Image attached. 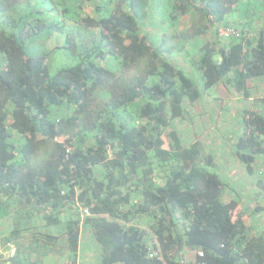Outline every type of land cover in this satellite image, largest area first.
I'll return each instance as SVG.
<instances>
[{"label": "trees", "instance_id": "obj_1", "mask_svg": "<svg viewBox=\"0 0 264 264\" xmlns=\"http://www.w3.org/2000/svg\"><path fill=\"white\" fill-rule=\"evenodd\" d=\"M263 80L264 0H0V264H76L88 237L98 264H264V207L214 164L264 195ZM218 87L239 107L211 147L190 113Z\"/></svg>", "mask_w": 264, "mask_h": 264}, {"label": "rangeland", "instance_id": "obj_2", "mask_svg": "<svg viewBox=\"0 0 264 264\" xmlns=\"http://www.w3.org/2000/svg\"><path fill=\"white\" fill-rule=\"evenodd\" d=\"M84 12H90L91 9L88 8H83ZM193 17L191 16H184L181 18V25L187 24V22H190ZM160 33V32H158ZM213 31L212 27L208 30L207 36L209 39L213 37ZM205 39V38H204ZM203 39V40H204ZM203 40L200 39L199 42H202ZM56 45L55 37H53L49 42L47 43V48H53ZM184 66V63L182 64ZM253 86L254 85H250ZM257 87L255 88V92L253 93L254 95L258 97L264 96L263 93H260L262 89H260V86L256 85ZM252 87V89H254ZM260 89V92L258 91ZM218 93V98L216 100L210 98L206 100V102H202L198 104L197 106H193L191 109L190 117L193 118L194 124L190 126L189 134L188 136L192 137L195 140L201 141L203 144L208 145V146H216L217 147L220 145V143L226 142V138L230 135L229 133H232V130L234 129V126L232 125V115L236 112L234 111L235 109L229 105L230 97L229 95L225 92V90L222 87L217 88ZM259 92V93H258ZM230 109V110H229ZM229 110V111H228ZM176 128H180L179 125ZM219 150H214L213 148V153H219ZM230 161V162H229ZM214 164H215V170H219L218 172L221 173L223 176L222 179L223 181L229 185V179L227 177H224V168L228 167L230 169V174L233 177L235 172L241 175V177L244 179V187L242 188V181L241 182H236V185L233 187L235 189H239L238 193L242 194L246 199V203L253 205L254 207L256 206V200L253 199L255 193L253 191L247 192L246 187H248L249 184H247V175L245 172H241L240 170L242 169L241 166H238V168H235V171L233 170L235 165L238 163H234L231 161L230 158L227 156H224L223 158H220L218 155L214 159ZM233 168V169H232ZM215 172L214 170H212ZM220 176V174H219ZM220 176V177H221ZM254 188V185H251ZM234 194V193H233ZM231 194V195H233ZM230 195V196H231ZM264 204V203H261ZM251 209V208H250ZM248 222V220L246 221ZM7 229L6 225H2L0 227V231H4ZM1 253L3 255V259H8L14 254V250L12 247H10L9 251H5L4 248L1 249ZM85 254V252L81 253L80 255ZM83 259V257H82ZM49 260V259H48ZM33 263L36 261L33 259Z\"/></svg>", "mask_w": 264, "mask_h": 264}, {"label": "crops", "instance_id": "obj_3", "mask_svg": "<svg viewBox=\"0 0 264 264\" xmlns=\"http://www.w3.org/2000/svg\"><path fill=\"white\" fill-rule=\"evenodd\" d=\"M252 85H254V83H252ZM256 85L260 86V89H262L261 92H260V89H258V91L260 93H263L264 94V80L261 81L260 83H257ZM228 103L234 109H238V107H239L238 100L235 99V98H230V101ZM255 166H256V168H254V171H253L252 175L255 176L256 175V171H258V172L259 171L260 172L263 171L264 172V164L263 163H260V164L257 163ZM235 168H238L237 165H235L234 169L233 168L232 169L235 171ZM231 171H230V169L228 167H225L224 168V177L226 176L227 179L230 180L229 181V185H228L229 188L227 189L228 190L227 191L228 196H230L231 194L234 193L233 195H231L230 198L233 197V199H235L237 197L235 195V192L237 193L239 191V189L233 188L236 185V182H241L242 181V185H241L242 188H245L244 185H246V184H244V182H243L244 179L238 173L235 172L234 176L232 177L231 174H230ZM240 171L241 172H245V170L243 168ZM246 182H247V184H249L248 187H246L247 192H249V191H253L254 192L255 190H254V188L251 187V182H250V179L249 178L247 179ZM241 199H242V202H246L243 198H241ZM256 202L257 203H260V204L261 203H264V195L263 196H260L259 197V200H256ZM260 206L261 207H264V204H262ZM247 220H248V222H246ZM247 220L245 221V225L246 226H248V225L249 226L254 225V226H256L259 229V231L264 230V212H262L261 214L260 213H257V214L252 213L250 216H248ZM86 241H88V242H86ZM83 252H85V254L80 255ZM82 257H83V259H82ZM98 260H99V250L97 248H95L94 244L91 243V238L88 237V239L85 240V244L80 243L79 251L77 253V258H76V264H98Z\"/></svg>", "mask_w": 264, "mask_h": 264}, {"label": "built area", "instance_id": "obj_4", "mask_svg": "<svg viewBox=\"0 0 264 264\" xmlns=\"http://www.w3.org/2000/svg\"><path fill=\"white\" fill-rule=\"evenodd\" d=\"M220 34L222 36H224V37H228V36H232V35H235L236 36V32L235 31H231L229 29H221L220 30ZM87 215H88V210L82 208L80 210V217L83 218L84 216H87Z\"/></svg>", "mask_w": 264, "mask_h": 264}]
</instances>
